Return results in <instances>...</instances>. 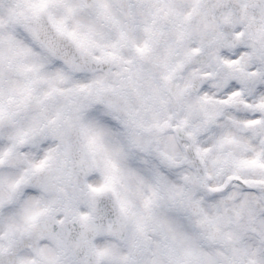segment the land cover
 Wrapping results in <instances>:
<instances>
[{
    "label": "snow or ice",
    "instance_id": "snow-or-ice-1",
    "mask_svg": "<svg viewBox=\"0 0 264 264\" xmlns=\"http://www.w3.org/2000/svg\"><path fill=\"white\" fill-rule=\"evenodd\" d=\"M0 264H264V0H0Z\"/></svg>",
    "mask_w": 264,
    "mask_h": 264
}]
</instances>
